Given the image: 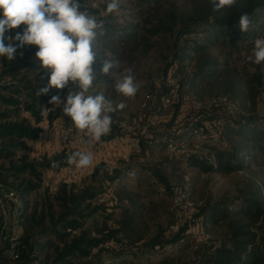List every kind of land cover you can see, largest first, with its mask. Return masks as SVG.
Returning a JSON list of instances; mask_svg holds the SVG:
<instances>
[{
    "label": "trees",
    "instance_id": "trees-1",
    "mask_svg": "<svg viewBox=\"0 0 264 264\" xmlns=\"http://www.w3.org/2000/svg\"><path fill=\"white\" fill-rule=\"evenodd\" d=\"M168 1L120 0L119 11L105 18L107 34L98 37L96 41L97 59L100 55L103 58V64L106 51L110 50L113 54H118L124 68L133 69L134 65L148 57L156 49L157 44L154 38L170 30L163 17L164 5ZM86 2V0H81L82 10L87 9L90 14L99 17L100 11L106 7L108 0H101L102 6L97 10L87 6ZM207 10L209 11L206 17L197 16L190 18L188 22L182 21L183 26L175 31L172 65L176 66L177 74L180 72L176 65L178 60L197 61L196 74L185 77L190 87L192 84L197 86L215 79L224 71L223 62L219 59L205 58L210 49L216 48L224 41L235 47L245 41V44L251 47L255 39L263 34L259 31V17L264 10V0H237L234 6L221 10H214L210 2ZM244 13H247L252 21L247 32H242L238 27L239 17ZM36 51L37 47L34 45L25 46L17 52L22 53L20 60L9 61L0 57V66L4 68L1 70L5 72L21 69L32 70L35 73V79L41 82V86H27L26 92L16 90L9 91L6 95L0 93V105L2 106L0 108V183L18 188L26 203L21 213L22 224L25 226L24 233L13 247V251L20 253L23 264L31 261L34 252L41 250L48 253L46 264H76L78 259L88 257L96 250L99 252L101 250L98 247L99 244L106 239L113 238L118 241L128 239L133 244L141 242L149 236L144 229L146 218H150L148 210L157 209L161 206L162 199L165 198L169 200L172 208H181L184 205L173 204L177 192L172 197L168 196L169 194L166 193V189H169L168 179L163 176L164 172L160 169H157L155 173L154 168L148 170L147 179L150 183L145 186L150 192L148 194H154L153 190L156 189L160 196L150 198L146 203L138 196L124 199L126 203L123 202L126 207L124 216L117 220L115 227L110 229L98 228L100 223L96 221L93 224L95 219L91 223L96 230L93 229L94 226L86 227L91 217L101 210V206L94 205L97 192L109 180L115 182L122 175V180H125V171L122 173L117 171V168L113 170L106 168V171L110 173H117L113 176H102L96 184L95 182L87 185L65 183L54 194L48 191L43 194L38 193L44 183L43 170L45 168L61 169L66 165L64 158L68 156L61 154L62 156L46 157L43 161L35 160L33 157L34 142L41 132L38 123L43 120L44 112L50 109L47 114L50 121L63 116L62 106L57 107L49 102L51 97L55 96V89H51L47 94L37 95L39 90L48 84V78L43 71L37 72V65L34 63ZM102 64L99 68H93L97 77L94 84L102 83L106 88L103 91L99 88L91 94L103 92L109 99H117L121 95H118L113 88L115 69L112 68L108 74H103ZM124 68H117L116 72L119 73ZM151 83L156 91H160L158 95L152 90L148 91L153 96L148 111L153 109V111H158L157 105L160 104L161 98L169 92L171 85L162 88L156 86L154 82ZM179 107L176 106V110ZM23 111L28 112L29 115H25ZM203 113V117L217 116ZM112 116H115L114 113ZM251 116L225 122L229 136H236L239 140L234 148L229 149V146L225 144L219 145L216 138H207L204 141L203 145L212 150L215 162L191 154L184 158L185 164L191 168H198L204 173L213 172L224 175L249 169L251 162L264 154V115ZM175 118H172V121ZM197 118L191 116L182 130L172 131L169 126L160 135L166 134L191 140L194 136V128L201 125ZM147 143L149 147L163 148L154 142ZM102 166L106 165H97L94 174H98ZM10 179L12 181L9 182ZM143 186L141 184V187ZM138 191L142 193L141 189ZM29 197L34 201L33 206H30L27 201ZM30 209L31 212L28 214L27 211ZM202 215L204 221L212 226L221 225L229 220H232V224L221 244L208 250H201L197 264H264V201L261 198L255 194H249L237 198L232 203L208 204ZM33 237H36V240ZM38 238H43V240L40 241ZM164 243V240H151L148 243L147 249L149 250L146 254L151 257L160 254L158 257L161 258H153L158 261L155 264H178L176 257H179L185 250L181 249L179 252L170 254L169 251L175 249L176 241L175 244L169 243L167 246ZM168 249L170 250L167 251ZM50 258H53L52 263L49 262ZM28 264H33V262H28Z\"/></svg>",
    "mask_w": 264,
    "mask_h": 264
},
{
    "label": "rangeland",
    "instance_id": "rangeland-1",
    "mask_svg": "<svg viewBox=\"0 0 264 264\" xmlns=\"http://www.w3.org/2000/svg\"><path fill=\"white\" fill-rule=\"evenodd\" d=\"M86 1L87 6H91L93 0ZM209 4L210 0H169L164 5L163 17L166 26L170 30L156 36L154 38L157 44L156 49L148 57L133 66L134 74L141 83V87L134 98L120 96L117 99H112L114 104L121 102L126 104L124 109H117L113 112L115 116H112L111 113L112 121L116 118L122 119L140 112L146 92L152 90L158 95L160 90L156 91L151 82L158 81L162 88L163 86L173 85L170 78V70L173 67L175 31L183 26L182 21L188 22L190 18L197 16L206 17L209 11L207 10ZM100 6H102V2ZM93 9L97 10L99 8ZM171 12L172 14H170ZM259 24V31L263 32L259 37H264V10L259 17ZM24 27L26 26L21 25L17 29L11 30V34L9 32L6 35L14 36L17 32L22 31ZM243 42V44L235 47L224 41L216 48L210 49L205 58L219 59V61L223 62L224 71L217 78L197 86L192 84L190 87L186 82L187 78H185L186 75L189 77L191 74H196L197 61L189 59L185 61L178 60L176 63L180 71L177 75L178 83L176 86L178 94H192L205 102L213 103L215 101L214 105L209 107L205 113H207L206 115H217L223 118L226 123L251 115H264V63L256 65L248 61L247 57L252 53L254 45L250 47L245 44V41ZM98 56L93 66L94 69L99 68L102 64L103 58L100 55ZM106 56L117 61V66L114 67V74H118L116 69L124 68V64L120 61L118 54H113L109 50L106 51ZM21 57V52H19L15 60H20ZM1 69H4L3 66H0V93L3 95H6L9 91L16 90H24L26 92L27 86H41V82L35 79V73L32 70L21 69L5 72ZM99 88L103 91L106 86L102 83L94 84L93 88L90 89V94ZM69 89L72 90L70 86L63 90L55 89V95H59L61 100L64 101L67 96L66 92ZM224 97L234 103V113H227L224 107L221 106L219 100ZM157 106L159 107L160 117L152 128V134L155 136L160 135L169 126L172 131L176 129L182 130L189 122V119H191L190 114L181 106L178 110H176V107L164 108L160 104ZM0 108H2L1 105ZM153 110L152 112H154ZM174 117L176 118L172 121ZM59 118L62 122L69 121V117L64 114ZM255 119L259 120V118ZM215 138L219 145L225 144V146H229V149L234 148V145H237L239 141L236 136H229L227 129L223 133H219V136ZM211 142H215V140H211ZM125 146L129 149L127 145ZM115 151L118 152L119 149L114 147L111 152L115 153ZM73 152L75 150L71 149L69 155ZM128 152L127 158L122 157V153V155H114L111 161L113 163L109 166L106 162L93 158L92 165L84 169H78L74 165L69 164L67 157H65L66 163L64 164L68 166L61 169L45 168L43 170L44 183L38 193L43 194L48 191L54 194L65 183L87 185L95 182L94 184H96L102 176H113L117 173H110V171H106L107 169L113 170L117 168V171L122 173L125 171V180H122L123 175L115 182L109 180L97 192L94 205L101 206V210L91 217L86 227L92 228L97 221L100 223L98 228L110 229L115 227L117 220L124 216V211L126 210L124 199L138 196L146 203L150 198H158L160 196L156 189L153 190L154 194H148L150 192L145 187L150 183V180L147 179V172L154 168V173L157 169H160L164 172L163 176L167 177L169 189H166V193L169 194L168 196L172 197L175 192L185 190L189 194L188 204H184L181 208H172L167 198L162 199L161 206H158L153 211L148 210L150 218H146L144 225V229L149 235L147 238L135 244L128 239H120L119 241L113 238L106 239L103 243L112 242L115 246L114 249H107L104 246L100 248L101 252L96 250L90 256L78 259L76 264H155L158 261L153 260V258H157L160 254H155L152 257L146 254V251L149 250L147 249L148 243L154 239L164 240L166 246L169 243L175 244L176 241L175 249L167 250H170V254L179 252L181 249L185 250L179 257H176L178 264H197L201 250H208L221 244L227 236L229 226L232 224V220L218 226L206 223L202 215L206 205L218 202L232 203L237 198L249 194H255L264 201V154L251 162L249 169L224 175L213 172L204 173L198 168L188 167L184 158H174L161 147H149L147 142L142 144L139 151L133 152L129 149ZM57 155L61 154L56 153L48 156L46 150L43 152L34 145L33 157L35 160L43 161L46 157L51 158ZM198 155L215 162L212 150L204 145L198 151ZM118 156L120 157L117 161ZM100 164L106 165L102 166L105 170H101L103 169L101 168L98 174H94L96 166ZM141 184L144 186L141 187ZM14 189L19 190L18 188ZM138 189H141L142 193H138ZM31 199L29 197L27 201L30 206H33L34 201L33 199L31 201ZM27 212L29 214L31 209ZM93 219L95 221L92 224L91 221ZM93 229L96 230L95 226ZM200 235H208L209 237L207 240L197 242L196 238ZM33 239L36 240V237H33ZM39 240L41 241L43 238ZM5 241H9V239L4 240L0 235V249L4 247ZM14 253L13 250H10L8 253L4 252L2 257L7 258L9 262L14 264L16 262ZM33 255L31 257L32 262L36 261L37 264H46L48 253L41 250L34 252ZM31 261L26 263L28 264ZM49 262L52 263L53 258H50Z\"/></svg>",
    "mask_w": 264,
    "mask_h": 264
},
{
    "label": "clouds",
    "instance_id": "clouds-1",
    "mask_svg": "<svg viewBox=\"0 0 264 264\" xmlns=\"http://www.w3.org/2000/svg\"><path fill=\"white\" fill-rule=\"evenodd\" d=\"M100 2L93 0L91 7L99 8ZM210 2L214 10H221L234 6L237 0ZM82 8L81 0H0V57L14 61L18 50L37 46V72L43 71L48 78V84L37 95L47 94L53 88L63 90L70 82L76 84L79 91L69 89L66 100L55 95L49 102L57 107L62 105L63 114L70 117L74 127L98 142L111 131V113L126 107L123 102L114 104L103 92L90 94L97 80L93 69L98 53L96 41L107 34L105 18L119 11L120 0H108L99 17ZM251 23L250 16L244 13L238 27L247 32ZM21 25L26 26L22 31L6 35ZM247 59L256 65L264 63V37L255 39ZM116 66L117 61L106 56L101 71L108 74ZM140 87L131 67L115 75L113 88L118 95L134 98ZM67 159L78 169L93 163V155L84 151H75Z\"/></svg>",
    "mask_w": 264,
    "mask_h": 264
},
{
    "label": "built area",
    "instance_id": "built-area-1",
    "mask_svg": "<svg viewBox=\"0 0 264 264\" xmlns=\"http://www.w3.org/2000/svg\"><path fill=\"white\" fill-rule=\"evenodd\" d=\"M177 75V68L173 66L170 70L173 85H171L169 92L161 98L160 105L164 108L181 106L191 116L198 117L197 119L200 120L201 125L194 128V136L191 140L166 134L156 138L153 136L152 128L160 117V112L148 111L153 96L151 92H146L140 112L126 118L114 119L110 133L103 136L100 141H92L84 133L78 131L72 124L70 117L68 122L59 120L55 124L59 141L62 144L73 146L79 151L90 152L93 158L106 162L108 165L113 163L111 162L113 157H109V147L116 143H123L131 151L137 152L144 142H154L160 144L174 158H185L191 154L198 155V151L203 148L204 141L207 138H215L219 136V133L221 134L226 130V121L218 116L203 117V112L212 107L215 101L213 103L205 102L192 94H178L176 87L178 83ZM154 84L160 87L158 81L155 80ZM69 85L73 91H79L76 84L70 82ZM219 102L227 113H234L235 105L230 99L224 97ZM49 112L50 109L45 111L46 114ZM188 201L189 194L185 190L178 191L173 199L174 204H188ZM23 209L24 200L21 193L10 186L0 184V235L1 238L12 240V248L15 247L23 233L21 218ZM208 237V235H200L196 240L200 242L201 240H207ZM104 246L111 250L115 248L112 242H102L98 247L102 248ZM14 259L18 264H23L19 252L14 253ZM33 264H37V262L33 261Z\"/></svg>",
    "mask_w": 264,
    "mask_h": 264
},
{
    "label": "crops",
    "instance_id": "crops-1",
    "mask_svg": "<svg viewBox=\"0 0 264 264\" xmlns=\"http://www.w3.org/2000/svg\"><path fill=\"white\" fill-rule=\"evenodd\" d=\"M23 113L25 115H27V116L29 115L28 112L23 111ZM59 120H61V119L60 118H56L53 121H50L49 118H48V115L44 112V114H43V120L40 123H38V126L41 128L40 136L34 142V145L36 146L37 149H39V150L41 149V151H43V152L46 150L48 152V156H51V155L56 154V153H59V154H65L66 156L69 157V152H70L71 149L72 150H75V151H79V150L76 149L73 146L62 144L59 141V139L57 137V134H56V130H55V124ZM114 147L118 148L119 151L118 152L115 151V153H112L111 151L114 149ZM128 151H129V149H127L124 144H122V143H116L115 145H111L109 147V157L112 158L114 155L116 156L118 154H120V155L123 154L122 157L127 158L126 156L129 153ZM119 157L120 156H118L117 161L119 160ZM66 166H68V165H65L64 167H66ZM1 185H4V184H1ZM4 186H9V185H4ZM10 187H12V186H10ZM23 233H24V229H23ZM23 233H22V235H23ZM8 239L9 238L4 239V240H8ZM11 243H12V240L11 239H9V241H5L4 247H2V249H0V255H1V257H0V263L7 262L8 264H12L11 262H9L7 260V258H3L2 257V254L4 252L5 253H8L10 250H13Z\"/></svg>",
    "mask_w": 264,
    "mask_h": 264
}]
</instances>
